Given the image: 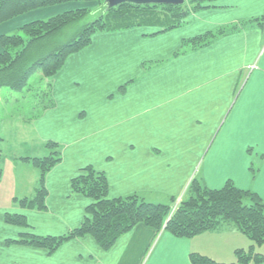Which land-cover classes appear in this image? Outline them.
<instances>
[{"label":"crops","instance_id":"1","mask_svg":"<svg viewBox=\"0 0 264 264\" xmlns=\"http://www.w3.org/2000/svg\"><path fill=\"white\" fill-rule=\"evenodd\" d=\"M213 5L165 33L153 35L149 27L97 33L49 79L54 106L33 128L43 143L61 145L62 160L45 177V211L19 208L18 197L0 203V264H191V253L226 263L211 251L231 239L227 250L243 249L232 226L186 239L137 225L106 252L91 236L52 255L4 243L21 232L60 236L80 226L91 201L70 183L86 166L105 174L110 198L138 194L166 204L198 178L210 189L231 180L264 200V20L250 24L264 17V0ZM59 8L28 12L19 24L7 21L0 36ZM239 25L246 27L205 47L182 46ZM255 159L259 172L252 180ZM6 213L23 214L29 227L6 224Z\"/></svg>","mask_w":264,"mask_h":264},{"label":"trees","instance_id":"2","mask_svg":"<svg viewBox=\"0 0 264 264\" xmlns=\"http://www.w3.org/2000/svg\"><path fill=\"white\" fill-rule=\"evenodd\" d=\"M70 1L75 0H0V24L31 11ZM94 1L98 3L95 8L65 11L46 20L26 23L17 32L1 35L0 89L8 87L21 90L27 85L28 79L39 72L42 84L45 82L42 96L46 98V103L42 106V113L54 106L50 97L49 79L62 68L70 55L88 47L95 34L141 27L156 29L153 35L169 32L186 24L192 13L212 8L218 0H185L178 6L124 3L110 9L105 7L104 0ZM263 20L264 17L257 18L250 21V24L258 26ZM244 27L239 25L227 30L208 31L184 41L182 46L187 44L193 48H202L221 35ZM62 35L65 37L63 40ZM44 146L49 150L48 155L21 158L39 171L34 196L14 199L21 209H47L45 177L62 160V147L52 141L45 142ZM249 170L254 180L259 169L254 168L253 163ZM1 172L0 165V178ZM70 186L73 193L91 201L85 208L80 226L60 236L21 232L16 239H6L5 245L42 249L52 255L73 239L91 236L99 248L106 252L137 225L150 228L157 234L167 232L175 238L186 239L223 226H232L252 243L247 250H235V262H217L207 256L191 253L190 263L264 264V254L255 250L256 246L264 245V200L252 190L238 188L231 180L219 189H210L198 178H193L186 188L183 201L174 210L167 204L147 202L138 194L110 198L105 174L92 166L81 169L80 174L71 180ZM171 201L174 202V198ZM4 222L16 227H29L23 214L6 213Z\"/></svg>","mask_w":264,"mask_h":264},{"label":"rangeland","instance_id":"3","mask_svg":"<svg viewBox=\"0 0 264 264\" xmlns=\"http://www.w3.org/2000/svg\"><path fill=\"white\" fill-rule=\"evenodd\" d=\"M97 6L98 3L94 0H75L53 7L43 8L37 11H51L60 7L59 11L52 15H42L41 18L23 22L19 27L8 34L17 32L22 25L34 20H46L56 14L76 8H95ZM25 15H27V13L18 16V18H13L14 20H12L15 21L14 24L21 23L19 19L27 20V18H22L26 17ZM64 35H62L61 40L65 39V37H63ZM255 68L256 66L253 69ZM44 83L42 84L41 74L38 72L28 79L27 85L21 90H13L8 87L0 89V138L2 139V141H0V165L2 168L0 178V203L9 204L14 197L31 198L34 196L35 189L37 188L39 171L30 162L24 161L21 158H39L49 153V150L44 146L45 141L43 143V141L40 140L33 128V120L39 118L42 106L46 103V98L42 96V91L45 87ZM258 164V159H255L254 168L258 167ZM185 191L175 197L174 202L171 201L166 204L169 205L171 209H173L175 205L178 206L184 199ZM145 200L148 202H158V199L152 197H146ZM235 233L240 236V241H236L237 244H239L238 246L244 245L242 248L247 250L252 244L251 241L236 229ZM231 240L226 241L224 245L221 244L220 248L218 245V252L211 251L214 259L224 260L226 263L236 261L234 251L226 249L227 243ZM255 250L264 254V245L256 246Z\"/></svg>","mask_w":264,"mask_h":264},{"label":"water","instance_id":"4","mask_svg":"<svg viewBox=\"0 0 264 264\" xmlns=\"http://www.w3.org/2000/svg\"><path fill=\"white\" fill-rule=\"evenodd\" d=\"M185 0H104L105 7L110 9L116 7L120 4L129 3L134 5H182Z\"/></svg>","mask_w":264,"mask_h":264},{"label":"built area","instance_id":"5","mask_svg":"<svg viewBox=\"0 0 264 264\" xmlns=\"http://www.w3.org/2000/svg\"><path fill=\"white\" fill-rule=\"evenodd\" d=\"M254 67H255V66L252 65V66L249 67V69L252 70ZM176 207H177V205H175V207L173 208V210H174Z\"/></svg>","mask_w":264,"mask_h":264}]
</instances>
